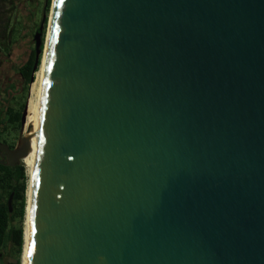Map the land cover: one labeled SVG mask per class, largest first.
Returning <instances> with one entry per match:
<instances>
[{
    "label": "water",
    "instance_id": "water-1",
    "mask_svg": "<svg viewBox=\"0 0 264 264\" xmlns=\"http://www.w3.org/2000/svg\"><path fill=\"white\" fill-rule=\"evenodd\" d=\"M50 9L25 264H264V0Z\"/></svg>",
    "mask_w": 264,
    "mask_h": 264
},
{
    "label": "trees",
    "instance_id": "trees-1",
    "mask_svg": "<svg viewBox=\"0 0 264 264\" xmlns=\"http://www.w3.org/2000/svg\"><path fill=\"white\" fill-rule=\"evenodd\" d=\"M28 1L29 0H0V3L3 4V8H5L3 12L0 11V55L8 56L10 58L12 56L14 46L17 43H20V40L23 37L24 28L21 23L16 24L13 15H15L14 12L16 10L19 13L22 12L18 7L19 3H22L25 9V3ZM49 4L50 0H46V9L49 7ZM20 14H22L23 19L28 22L29 14ZM30 32L33 31H29V34H32ZM34 59L35 51L31 50L25 61L16 67L20 83L23 86H27L30 83L31 76L33 75ZM10 69L8 68L7 71L10 72ZM10 91L12 90L9 88L4 89L0 87V136L3 133H9L11 130L20 127L21 115L25 107V102H20V105L17 104V108L9 105V99L12 97L11 93H14L13 91ZM2 93L5 94V99L2 96ZM25 181L26 169L23 164L19 163L12 167L0 164V264H20L19 257L11 263L4 261L5 256L2 251L4 250L7 242H12L14 244L17 250V255H20L22 250L23 228L20 225L14 229L10 228V225L15 218H18L19 220H23L24 218L26 204ZM11 193L13 196L10 211L7 201Z\"/></svg>",
    "mask_w": 264,
    "mask_h": 264
},
{
    "label": "rangeland",
    "instance_id": "rangeland-1",
    "mask_svg": "<svg viewBox=\"0 0 264 264\" xmlns=\"http://www.w3.org/2000/svg\"><path fill=\"white\" fill-rule=\"evenodd\" d=\"M18 7L21 9L23 14H29L28 17V22L27 20L25 21L22 17V14L17 12V10L14 12L15 15V22L21 23L23 25L24 31H23V37L20 40V43H17L14 48H13V53L12 56L9 58L8 56L0 55V82L3 84L6 82V86H4V89H10L14 93L12 94V97L9 99V105L17 108V104L20 105V102H25V106L27 105L28 97H29V92H30V86L31 82L26 86L22 85L20 83L19 77H18V71L16 70L17 65L20 63L24 62L25 59L27 58L28 53H30L31 50H34V41H33V32L35 28H39L40 24L42 23V18L43 15L46 16V22L43 23V42H42V47L44 46V39L46 36V29H47V22L49 18V13H50V7H51V0L49 7L46 9V0H29L27 3H25V9L22 5V3H19ZM5 8H3V4L0 3V11L3 12ZM27 13H26V11ZM31 24V25H30ZM34 27V28H33ZM33 28V29H32ZM18 29V27H17ZM32 30L33 32H30L32 34H29V31ZM19 39V38H17ZM8 68L11 70L8 72ZM36 72V71H35ZM34 80H35V73H33ZM11 81V82H10ZM10 85V86H9ZM12 85V86H11ZM2 86V85H1ZM24 87V88H22ZM10 91V92H12ZM2 96L4 99L6 98L5 94L2 93ZM13 98V99H12ZM24 131V128H23ZM22 130L20 128H15L14 130H11L9 133H3L0 136V139L11 142V144L15 143L16 140H18L19 135L21 134ZM23 164L24 163L21 161H18L16 164ZM25 167V165H24ZM26 169V167H25ZM28 173L26 169V181H25V197H26V191H27V183H28ZM27 200V198H26ZM26 203V201H25ZM26 207V204H25ZM24 219L19 220L18 218H15L10 225V228H17L20 225L23 228L24 232ZM23 250V246H22ZM22 250L20 252V255H17V250L14 244L11 242H7L5 244V248L2 251L4 254V261L7 263L14 262L17 257L20 258V264H21V254Z\"/></svg>",
    "mask_w": 264,
    "mask_h": 264
},
{
    "label": "bare ground",
    "instance_id": "bare-ground-1",
    "mask_svg": "<svg viewBox=\"0 0 264 264\" xmlns=\"http://www.w3.org/2000/svg\"><path fill=\"white\" fill-rule=\"evenodd\" d=\"M51 13V9H50ZM50 13H49V19H50ZM49 19L47 22V28L49 26ZM48 33V29H47ZM45 46L46 42L43 47V54L41 56V60L39 62V65L35 72V80L30 86V92L29 97L26 105V122L24 125V130H27L28 125L34 120V116L37 111V104L39 99V93H40V84H41V77H42V69H43V59H44V52H45ZM24 163L27 173H28V185H27V191H26V211H25V219H24V240H23V250L21 254V264H25V249H26V243H27V218H28V203H29V192L31 188V162H32V152L29 151V153L21 159Z\"/></svg>",
    "mask_w": 264,
    "mask_h": 264
},
{
    "label": "flooded vegetation",
    "instance_id": "flooded-vegetation-1",
    "mask_svg": "<svg viewBox=\"0 0 264 264\" xmlns=\"http://www.w3.org/2000/svg\"><path fill=\"white\" fill-rule=\"evenodd\" d=\"M36 31H37V28L34 29L33 36H34V34L36 33ZM33 41H34V39H33ZM4 86H6V82H4L3 85H2L1 87L3 88ZM19 128H20V127H19ZM0 142L3 143V144H6L10 149H12V148L15 147V145H16V143H17V140H16V142L13 143V144H11V142L4 141V140H2V139H0ZM1 162H2L3 164H5V163H6V158H5L4 154L0 151V164H1ZM3 164H2V165H3ZM5 165H6V164H5ZM15 165H16V164H15ZM15 165H14V166H15Z\"/></svg>",
    "mask_w": 264,
    "mask_h": 264
},
{
    "label": "crops",
    "instance_id": "crops-1",
    "mask_svg": "<svg viewBox=\"0 0 264 264\" xmlns=\"http://www.w3.org/2000/svg\"><path fill=\"white\" fill-rule=\"evenodd\" d=\"M0 87H1V82H0Z\"/></svg>",
    "mask_w": 264,
    "mask_h": 264
}]
</instances>
